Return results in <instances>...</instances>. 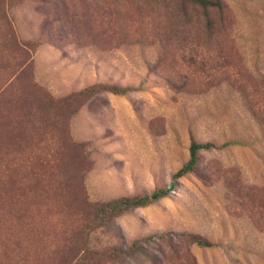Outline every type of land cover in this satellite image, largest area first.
<instances>
[{
    "label": "rangeland",
    "instance_id": "1",
    "mask_svg": "<svg viewBox=\"0 0 264 264\" xmlns=\"http://www.w3.org/2000/svg\"><path fill=\"white\" fill-rule=\"evenodd\" d=\"M216 1L0 0V264H264V0Z\"/></svg>",
    "mask_w": 264,
    "mask_h": 264
},
{
    "label": "trees",
    "instance_id": "2",
    "mask_svg": "<svg viewBox=\"0 0 264 264\" xmlns=\"http://www.w3.org/2000/svg\"><path fill=\"white\" fill-rule=\"evenodd\" d=\"M186 3H189L191 5H194L202 10H207L210 9L214 6H218V2L212 1V0H180ZM211 148L210 144H197L194 142L190 143L189 149H188V160L186 161V163L181 166L173 175L172 178L177 179L181 176H183L184 174L191 172V170L193 169L195 162H196V154L198 151L201 150H207ZM168 193V189L164 190V189H159L156 192H152L150 193L148 196H143L141 198H133V199H121V200H116V201H112L109 203H106L104 205V211L106 213H115L118 211H124L126 209L132 208V207H136V206H142L145 203H150V202H154L156 200H158L159 198L165 196ZM158 237H155V239H157ZM195 244L198 245H202V246H209L208 242H205L203 240L198 239L195 236H190L189 237ZM152 237H147L145 239H141L140 241H149L151 240ZM136 243H132L131 246H134Z\"/></svg>",
    "mask_w": 264,
    "mask_h": 264
}]
</instances>
